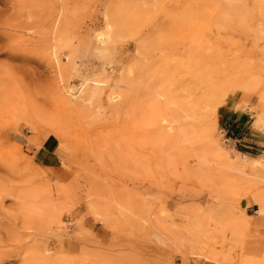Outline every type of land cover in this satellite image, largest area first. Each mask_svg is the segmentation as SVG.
Instances as JSON below:
<instances>
[{
    "label": "rangeland",
    "instance_id": "rangeland-1",
    "mask_svg": "<svg viewBox=\"0 0 264 264\" xmlns=\"http://www.w3.org/2000/svg\"><path fill=\"white\" fill-rule=\"evenodd\" d=\"M0 154V264H264V0H0Z\"/></svg>",
    "mask_w": 264,
    "mask_h": 264
},
{
    "label": "bare ground",
    "instance_id": "bare-ground-1",
    "mask_svg": "<svg viewBox=\"0 0 264 264\" xmlns=\"http://www.w3.org/2000/svg\"><path fill=\"white\" fill-rule=\"evenodd\" d=\"M59 21V20H58ZM58 36V35H57ZM62 91V90H61ZM59 92V91H58ZM111 96H113V94L111 95ZM215 96V95H214ZM64 97V96H63ZM115 97V96H114ZM113 97V99H115ZM216 97V96H215ZM109 98V97H108ZM110 99H112V98H110ZM112 99V100H113ZM110 101V100H109ZM65 103V102H64ZM112 105V104H111ZM206 115V114H205ZM205 127H206V124H205ZM205 129V128H204ZM208 130V129H207ZM205 131V130H204ZM209 132V131H208ZM211 132V131H210ZM206 134V133H205ZM207 135V134H206ZM216 141V140H215ZM215 141H213V140H209V143L211 142V144H210V146H212L214 149H211L212 151L214 150V153L216 152H218V153H222L223 154V152H222V150L220 151V148L217 146L218 144L215 142ZM217 153V154H218ZM222 154L220 155V156H222ZM0 156H1V154H0ZM256 163H258V161H255ZM1 198V197H0ZM32 201V200H31ZM36 201V200H35ZM22 203V202H21ZM27 203V202H26ZM32 203H33V201H32ZM31 203V204H32ZM39 203V202H38ZM23 205H24V203H23ZM23 205L22 206H20V207H23ZM33 205H35V204H33ZM26 206H27V204H26ZM28 207V206H27ZM35 207V206H34ZM38 207V206H37ZM24 208V207H23ZM29 208H30V206H29ZM25 210H26V207L24 208ZM28 210V209H27ZM26 210V211H27ZM28 211H30V210H28ZM31 212V211H30ZM23 213V212H22ZM26 213V212H25ZM24 213V214H25ZM27 215V214H26ZM25 215V216H26ZM24 216V217H25ZM0 240H2V239H0ZM3 241V240H2ZM9 244V243H8ZM9 248H10V246H8ZM14 251L12 250V249H10V250H7V249H4L3 247H2V244L0 243V260H1V258L2 257H5V256H7V255H10L11 253H13Z\"/></svg>",
    "mask_w": 264,
    "mask_h": 264
},
{
    "label": "crops",
    "instance_id": "crops-1",
    "mask_svg": "<svg viewBox=\"0 0 264 264\" xmlns=\"http://www.w3.org/2000/svg\"><path fill=\"white\" fill-rule=\"evenodd\" d=\"M226 119L228 120V118H226ZM187 264H201V263L200 262H195L193 259H190Z\"/></svg>",
    "mask_w": 264,
    "mask_h": 264
}]
</instances>
